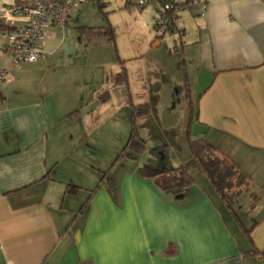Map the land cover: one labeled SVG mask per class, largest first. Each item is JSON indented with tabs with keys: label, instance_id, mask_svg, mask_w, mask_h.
I'll return each mask as SVG.
<instances>
[{
	"label": "crops",
	"instance_id": "0c3cea01",
	"mask_svg": "<svg viewBox=\"0 0 264 264\" xmlns=\"http://www.w3.org/2000/svg\"><path fill=\"white\" fill-rule=\"evenodd\" d=\"M15 4L0 0V67L10 78L0 87V264L264 262V0L180 9L191 19L180 52L199 89L196 139L248 178L235 216L204 175L183 188L172 164L118 160L107 181L90 164L100 157L93 135L105 116L131 121L128 96L145 99L149 83L114 90L122 62L107 76L87 71L67 28L49 31L43 59L14 68L3 27Z\"/></svg>",
	"mask_w": 264,
	"mask_h": 264
},
{
	"label": "rangeland",
	"instance_id": "374dc122",
	"mask_svg": "<svg viewBox=\"0 0 264 264\" xmlns=\"http://www.w3.org/2000/svg\"><path fill=\"white\" fill-rule=\"evenodd\" d=\"M127 3V0H84L74 12L64 40L73 44L79 41L77 44L81 45L79 50L83 51L86 62L84 69L89 72L99 67V71L107 76L122 62L132 92H137L142 84L141 78H146L149 97L146 95L144 99L133 93V101L134 105L143 100L147 102L151 108L147 117H150V124L156 126V131L148 123H144L145 128L141 127V122L147 117L136 119L138 137L145 145L143 153L137 155L138 164L183 167L191 179L200 182L205 178L191 156L186 134L199 89L195 84L193 68L182 60L180 52L185 33L183 29L191 31V19L184 11H177L172 32H163L155 27L159 8L147 5L140 9L133 3ZM85 28L103 31L111 28L112 35H91L82 30ZM56 36L63 37L59 32ZM155 43L158 45L153 48ZM112 82L110 86L116 90ZM122 112L112 119H108L109 115L105 116L93 135L98 140L94 144L100 157L91 158L90 164L106 173L117 164L118 161L114 162L125 147L132 127L127 114ZM190 133L191 139L197 138L195 119ZM156 152L165 153L164 158ZM118 172H121L120 168Z\"/></svg>",
	"mask_w": 264,
	"mask_h": 264
},
{
	"label": "built area",
	"instance_id": "2783aa9c",
	"mask_svg": "<svg viewBox=\"0 0 264 264\" xmlns=\"http://www.w3.org/2000/svg\"><path fill=\"white\" fill-rule=\"evenodd\" d=\"M16 4L5 10L4 37L7 52L14 68L33 64L46 55L44 43L54 28L63 32L72 21L74 12L84 0H15ZM138 8L147 5L159 8L155 27L172 32L174 16L187 2L203 4L205 0H128ZM8 71L0 67V87L8 82Z\"/></svg>",
	"mask_w": 264,
	"mask_h": 264
},
{
	"label": "trees",
	"instance_id": "16d2710c",
	"mask_svg": "<svg viewBox=\"0 0 264 264\" xmlns=\"http://www.w3.org/2000/svg\"><path fill=\"white\" fill-rule=\"evenodd\" d=\"M127 4L131 5L132 3ZM182 5H185V3ZM6 28L7 27H3L4 30ZM82 30L87 31L91 35H112L111 28H107L106 31L86 28ZM126 80V70L124 67H121L120 72L114 77V85H123L127 82ZM104 95L106 96L107 94L105 93ZM128 103L130 105L132 127L128 141L114 163L121 159L134 160L137 155L142 154L145 149L144 141L138 137L135 121L137 118L147 117L150 114L151 108L148 104L134 105L130 96H128ZM196 115L197 107L195 105V108L192 107L191 109L189 126L186 133L191 156L214 189L219 200L235 216L233 205L240 196L242 190L248 186V178L241 173L234 164L220 158L216 153V149L210 143L202 138L191 139L190 127ZM172 173L180 178L183 188H187L193 182L183 167L173 169ZM104 177L108 178L107 181H109L108 172L104 173ZM73 189L74 188H70L67 192H71ZM261 255L264 257V252L261 253Z\"/></svg>",
	"mask_w": 264,
	"mask_h": 264
},
{
	"label": "water",
	"instance_id": "95a60500",
	"mask_svg": "<svg viewBox=\"0 0 264 264\" xmlns=\"http://www.w3.org/2000/svg\"><path fill=\"white\" fill-rule=\"evenodd\" d=\"M158 45V43H155V45H153V48H155V46H157Z\"/></svg>",
	"mask_w": 264,
	"mask_h": 264
}]
</instances>
